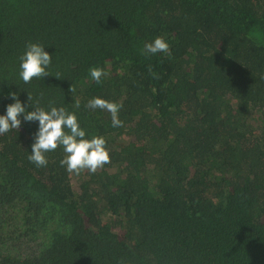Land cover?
I'll return each instance as SVG.
<instances>
[{"label": "trees", "instance_id": "obj_1", "mask_svg": "<svg viewBox=\"0 0 264 264\" xmlns=\"http://www.w3.org/2000/svg\"><path fill=\"white\" fill-rule=\"evenodd\" d=\"M29 42L52 75L25 84ZM10 92L75 112L111 163L37 167L38 121L0 135V264H264V0H0V115Z\"/></svg>", "mask_w": 264, "mask_h": 264}, {"label": "clouds", "instance_id": "obj_2", "mask_svg": "<svg viewBox=\"0 0 264 264\" xmlns=\"http://www.w3.org/2000/svg\"><path fill=\"white\" fill-rule=\"evenodd\" d=\"M143 53L155 55L164 53L170 56V45L163 37H157L154 41L145 44ZM52 55L45 50V46L39 42H29L25 52L19 57V76L25 84L33 79H44L52 75L49 71L52 64ZM154 78H159L148 68ZM92 80L101 82L107 73L102 68L92 67L89 69ZM60 78L59 73L55 75ZM75 93L76 88L72 85L69 89ZM14 103L7 105L6 114L0 115V135H4L13 129H19L23 122H37L38 130L34 133V143L31 146V154L28 160L37 167H46L48 164L47 153L62 149L64 158L60 160L61 166L71 175H80L87 171L97 173L105 165L111 163L110 149L107 140L103 136L87 137L86 129L81 127L75 112H69L65 107L49 105L48 109L40 105L39 100L33 105V97L28 93L27 106L21 102L16 92L8 93ZM74 107L79 109L80 101L75 100ZM86 107L90 110L100 109L111 116L112 127H123L124 122L119 118V112L123 108L122 103L112 102L101 97H95L88 101ZM32 108V111H28ZM22 117V119H21Z\"/></svg>", "mask_w": 264, "mask_h": 264}, {"label": "rangeland", "instance_id": "obj_3", "mask_svg": "<svg viewBox=\"0 0 264 264\" xmlns=\"http://www.w3.org/2000/svg\"><path fill=\"white\" fill-rule=\"evenodd\" d=\"M73 183H74L75 186L77 185V182L74 179H73Z\"/></svg>", "mask_w": 264, "mask_h": 264}]
</instances>
